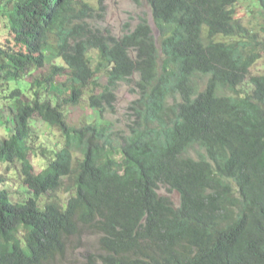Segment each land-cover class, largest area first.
<instances>
[{"label":"trees","instance_id":"obj_1","mask_svg":"<svg viewBox=\"0 0 264 264\" xmlns=\"http://www.w3.org/2000/svg\"><path fill=\"white\" fill-rule=\"evenodd\" d=\"M145 1L158 38L143 16L120 37L100 30L82 0H0V94L49 67L29 103L19 88L5 98L0 166L26 197L13 203L0 179V264H81V245L84 264H264V74L251 72L264 22L243 25L237 8L264 21V0ZM120 85L135 100L104 123ZM85 96L101 124L72 127ZM38 122L62 144L41 146ZM37 153L52 161L35 173Z\"/></svg>","mask_w":264,"mask_h":264},{"label":"rangeland","instance_id":"obj_2","mask_svg":"<svg viewBox=\"0 0 264 264\" xmlns=\"http://www.w3.org/2000/svg\"><path fill=\"white\" fill-rule=\"evenodd\" d=\"M84 3L89 4L97 13L102 15L101 18H97L95 21L96 26L103 31H109L112 35L116 37H120L125 31H131L134 29L138 22L139 17H145L152 29L154 37L158 38V33L153 25L151 13L148 4L145 0H82ZM238 16L240 17L243 25L253 28L256 27L255 30L259 28V26L263 25V20L252 19L250 16L246 15L245 12L247 9L242 7V4L238 7ZM5 19L0 20V46H7V35L3 32V25ZM205 36V30L203 31V37ZM53 64L57 66H64L61 60L54 61ZM65 67V66H64ZM49 72V67L46 66L41 70H32L31 73H28L24 77V79L20 82H12L9 86L5 85L2 93L0 94V122L2 127H0V139H5V133L7 130L11 129L9 123L5 121L9 119L11 116L12 107L11 101L5 99L9 95L10 89L19 88L21 92L24 94L22 100L25 103H29L30 99L33 97L34 92L38 89L30 90L29 84L35 80L40 79L43 76L47 75ZM252 74H264V57L261 61H259L252 69ZM67 79V70L64 71L63 74L58 76L55 80V84L50 88V95L55 96L58 100L67 96L66 88L62 87V83ZM40 95H44L43 90L40 89ZM117 96V104H116V115H106L104 118V123L122 121L124 119V115L126 113V108L128 105L135 100V96L128 92V88L126 86L120 85L118 91L116 93ZM87 97L83 98V101L77 107L68 109V123L72 127H78L83 122H94L97 125L101 124V120L98 117L97 113L90 109L87 105ZM56 102L52 100V103ZM2 106V107H1ZM31 125L34 126V122L31 121ZM40 140L39 143L41 146L48 145L47 149L52 151L54 149L53 145L62 144L60 134L53 130L45 127L42 123L38 122L36 125ZM5 129V130H4ZM5 132V133H4ZM31 165L33 166V170L35 173H38L41 169H45L47 165L52 161V155L49 153L47 158L40 157L39 153L31 156ZM4 166L0 167V179L2 184L5 187L8 186L11 201L14 202H23L26 195H21V191L17 189H23L21 187L20 181L15 177L12 173H4ZM17 186V187H16ZM159 194L162 196H168L170 201L175 207L179 205V196L176 193L168 194L164 189L159 191ZM44 202V199H42ZM96 249L95 245L93 246ZM97 251V250H96ZM87 252H92L89 246L81 245L76 250V258L79 260L81 264L85 263V256Z\"/></svg>","mask_w":264,"mask_h":264},{"label":"clouds","instance_id":"obj_3","mask_svg":"<svg viewBox=\"0 0 264 264\" xmlns=\"http://www.w3.org/2000/svg\"><path fill=\"white\" fill-rule=\"evenodd\" d=\"M1 166H4V165H1ZM1 166H0V167H1ZM4 168H5V166H4ZM11 170H12V169H11ZM5 172H6V170H4V173H5ZM7 173H9V175H10L11 171H10V172H7Z\"/></svg>","mask_w":264,"mask_h":264}]
</instances>
